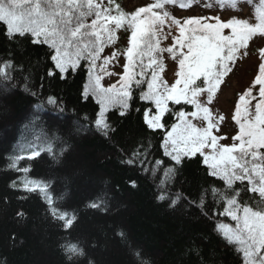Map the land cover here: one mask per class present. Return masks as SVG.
<instances>
[{
	"label": "snow or ice",
	"instance_id": "1",
	"mask_svg": "<svg viewBox=\"0 0 264 264\" xmlns=\"http://www.w3.org/2000/svg\"><path fill=\"white\" fill-rule=\"evenodd\" d=\"M43 2L50 7L53 3L66 4L68 7L45 12L40 6L41 0H0V31L7 43L23 47V41L28 40L33 48L46 50L42 57L37 58L31 71L30 65L25 64L24 53H20L17 59L18 48L6 49L0 55V115L10 118L7 101L19 91L32 98V107L36 110L47 109L53 117L68 112L67 102L62 95L50 91L51 81L65 82L79 74L86 78L81 87L80 103L87 104L91 100L97 107L91 116L86 112L76 113L73 107L72 112L78 115V120L57 139V143L62 145L58 155H55L57 143L32 147L26 155L13 149L3 157L6 169L26 175L45 155L59 164L60 158L72 147L67 136H87L91 130L105 140L109 139L116 128L108 120V113H105L103 129H100L95 119L101 111L102 99L113 106L109 112L115 111V115L123 119L132 110L134 102L145 105L143 111L149 116L155 114L156 104L149 100V94L162 98L165 94L172 97L179 94L183 99H167L160 127L149 128L144 124L150 133L158 135L160 141L159 155L153 154V161L158 164L167 162L173 187L185 162L198 161L212 183L201 185L200 202L194 206L212 223L213 232H221L220 223H230L236 225L238 234L235 240L221 236L227 250L218 252L213 246L207 258L203 246L198 245L193 238L190 247L185 249V255H194L199 264H230L226 257L238 261V264H264V220L261 219L264 215V46L257 45L258 41L264 45V0H258L255 5L254 0H218L215 9L207 0H145L143 4H133L131 7L120 0ZM245 4L254 7V11L227 18L222 15L225 11L242 13ZM201 6L209 14H179ZM74 12L77 13L75 17ZM74 19L77 27L71 28ZM84 28L90 30L84 32ZM101 33L107 36L114 34L115 39L104 44L97 55L90 51L92 41L87 37L96 36L99 45ZM121 34L126 36V40L120 41L126 45L122 52L115 47ZM168 39H171V46H161L162 41ZM73 40H79V43L73 44ZM60 48L66 50L63 54L66 62L63 65L58 63L57 52ZM69 48L78 50L77 58L67 52ZM254 48L258 61L253 76L243 90L236 94L229 112L225 113L219 108L220 97L224 95L222 85L231 82L235 71L239 70L238 62L245 57L250 58ZM83 50H88L87 56ZM165 54L175 62L170 69L173 75L169 80L161 76L164 72L163 61L167 58ZM41 64L46 66V71L39 75L37 83L33 74ZM46 79L49 81L47 87ZM109 90H115L114 94L103 96L102 99L98 96V93ZM119 95L126 97V110H115L114 106L124 104L118 99ZM135 111L139 114L140 107L137 106ZM30 115L39 118L35 112H30ZM228 122H234L237 126L233 132L225 130L229 126ZM169 133H173L176 139L171 147H168ZM150 143L141 140L120 163L139 167V174L147 175L144 165L136 163L135 158L137 152ZM156 148L157 145L152 144L146 155L152 154ZM209 161L234 179L216 174ZM156 174L157 171L153 169L151 175ZM63 179L65 187L59 195L53 191L57 185L55 178L41 180L18 177L10 181L9 188L14 192L26 193L17 196L19 200L26 201L32 195L38 196L52 221H59L64 234L74 230L81 210L100 209L107 213L108 200L111 199L108 192H101L87 200L83 209L54 207V204L69 196L67 185L70 181L67 177ZM109 183L108 180L103 181L104 185ZM127 183L129 187H138L135 180ZM161 187H164V180L155 185L154 190ZM221 188L225 196L219 202L210 201L209 191L218 195V189ZM116 191H119V185H116ZM166 198L165 193L158 192L157 203L165 202ZM180 199L181 194L177 191L169 207L174 208ZM209 202L213 204L211 212L206 211ZM231 204H237L245 212L255 213L254 217H249L252 222L244 224L242 231L237 224V217L232 215L231 207H225ZM17 216L27 219L23 209ZM117 235L122 238L123 231L118 230ZM68 238L70 236H65V241ZM12 239H15L14 234ZM210 239V236L200 234L202 243L206 244ZM95 246L93 242L92 247ZM60 248L68 264L74 256L84 255L79 241H71L67 246L62 242ZM135 254L139 255L138 252ZM0 264H7V257H0Z\"/></svg>",
	"mask_w": 264,
	"mask_h": 264
},
{
	"label": "trees",
	"instance_id": "2",
	"mask_svg": "<svg viewBox=\"0 0 264 264\" xmlns=\"http://www.w3.org/2000/svg\"><path fill=\"white\" fill-rule=\"evenodd\" d=\"M23 43V47L18 44L9 45L0 31V55L6 49L18 48L17 59L20 58V53H24L25 64L30 65L31 71L37 58L42 57L46 50L33 48L28 40ZM44 71L46 66L41 64L33 74L37 83L39 75ZM85 80L79 74L65 82L51 81L50 91L61 94L67 102L69 111L62 115L53 117L47 109H34L32 98L22 91L12 95L7 101L10 118L0 115V257H7V264H68L62 255L60 244L65 242L67 246L71 241H79L84 255L74 256L70 264H199L194 255H185V249L190 247L193 238L198 245L203 246L206 258L213 246L218 252L227 250L220 237L230 238L222 231L219 234L213 232L212 223L194 206L200 202L201 185L212 183L205 170L200 168L198 161L185 162L173 187L172 173L168 171L167 162L158 164L153 161V154L159 155L160 141L158 135L154 136L144 127L147 124L146 113L143 111L145 105H139L138 102L133 103L132 110L123 119L115 115V111L107 112L108 120L116 128L109 139L105 140L91 130L87 136H67L72 147L63 155L59 164L51 163L50 157L45 155L26 175L6 169L3 157L13 149L26 155L27 150L32 147L55 145L56 136L61 137L70 125L77 122L76 113L86 112L90 116L95 114L97 106L91 100L87 104L80 103L81 87ZM48 83L46 79V87ZM137 106L141 109L139 114L135 111ZM73 107L76 113L72 112ZM30 112H35L39 117L35 122L32 121L35 117ZM99 114L95 117L97 123ZM23 119V122L31 124H27L28 128L25 130L20 127L22 132L17 133V127L21 126L23 122L20 121ZM99 127L103 129V126ZM148 127L151 128L149 125ZM141 140L151 141L148 147L137 152L135 158L136 163L144 165L147 175H140L139 167L120 163ZM152 144L157 145V148L152 154L146 155ZM61 147L59 143L55 145V155H58ZM153 169L157 171L155 176L151 175ZM236 171L240 172L239 169ZM18 177L41 180L55 178L57 185L53 191L57 195L63 192V178L67 177L70 181L67 185L69 196L53 205L61 209H83L87 200L101 192H108L111 199L108 200L107 213L100 209L81 210L74 230L64 234L60 230L59 221H52L45 204L41 203L38 196L32 195L26 201L17 199V196L26 195L9 188L10 181ZM105 180L110 183L104 185ZM129 180L137 181L138 187H129ZM161 180H164V187L154 190V186ZM216 183L219 184V181ZM116 185H119V191H116ZM177 191L180 192L181 199L174 208H170L169 203L175 198ZM158 192L167 195L165 202L157 203ZM224 196L222 188L218 189V195L209 191L210 201L219 202ZM232 206L243 209L237 204ZM212 207L213 204L209 202L206 211L211 212ZM20 209L27 214V219L17 216ZM118 230L123 231L122 238L117 235ZM201 233L211 237L208 243H202ZM13 234L15 239H12ZM65 236H70L68 241H65ZM93 242L95 247H92ZM137 252L138 256L135 254ZM226 261L238 264V261L231 260L230 257H226Z\"/></svg>",
	"mask_w": 264,
	"mask_h": 264
},
{
	"label": "rangeland",
	"instance_id": "3",
	"mask_svg": "<svg viewBox=\"0 0 264 264\" xmlns=\"http://www.w3.org/2000/svg\"><path fill=\"white\" fill-rule=\"evenodd\" d=\"M121 3H125L128 4L129 7H131L133 4L135 5H140L145 3V0H131V2H129V0H120ZM196 2H198V0H196ZM207 3L209 5H211L213 7V9L216 8L217 4H218V0H207ZM258 3V0H254V5ZM41 8L45 11V12H55L56 10L60 9V8H67L68 6L66 4H62V5H57L55 3H53L51 5V7L49 6V4L44 3L43 0H41ZM226 7H228L226 5ZM244 11L241 12H232V11H225L222 13V15L224 16V18H227L230 15H246L249 12L254 11V7H249L248 5H243ZM70 10V9H69ZM85 11H87V9H84ZM182 16H197V15H207L209 14L208 12H206L203 7H198L195 8L191 11H186V12H182L179 13ZM77 15V13H73V16L75 17ZM57 19H59V17H57ZM12 27L14 28L15 25H12ZM71 28H76L77 27V22L75 21V19L73 20L72 24L70 25ZM90 29L88 28H84L82 29V31L84 32H88ZM41 39H43L41 37ZM88 40L92 41V44L90 45V51L93 53H96L97 55L99 54V50L101 47H103L104 44H107L110 42V40H114L115 36L114 34L112 36H107L104 35L103 33H101V41L100 44L97 45V37L96 36H89L87 37ZM126 40V36L121 34L118 37V42L116 44V48H119V50L122 52L124 50V48L126 47V45L124 43H121L120 41H124ZM73 44H78L79 40H73L72 41ZM171 46V39H168L166 41H162L161 46ZM258 46H264L262 45L259 41L257 42ZM115 50V49H113ZM65 48H60L59 51L57 52V57H58V63H60L61 65H63L66 61L64 59V53H65ZM129 51H131V49H129ZM67 52L72 53L73 58H77V52L78 50L75 48H69L67 49ZM83 54L85 56L88 55V50H83ZM165 56L167 57L166 59H164L163 64H164V72L161 73V76L165 79V80H169L171 78V76L173 75V73L170 71V69L175 65V62L171 61V57L168 56L167 54H165ZM257 61H258V55L256 52V49L254 48L252 50V54L251 57H245L244 60L239 61L237 64L238 67V71H235V75L232 77V80L230 83L226 84V85H222V88L224 89V95H222L220 97V105L219 108L221 111L228 113L229 109L231 107V105L233 104V98L236 96V94L240 91L243 90V87H245L247 85V82L249 81V79L253 76V71L254 68L257 65ZM163 64H161V68H163ZM145 90H146V85L144 86ZM115 90H109L107 92L104 93H98V96L102 97L103 96H111L114 94ZM149 100L153 101L156 104V108H157V112L151 116H149L146 113V122L147 124L151 127V128H157L160 127V118L161 116H163L166 107H167V99H173V100H180L183 99V97L179 94H177V96L172 97V96H168L167 94H165V96L162 97H155L152 96V94H149ZM118 99L123 101L124 104L122 105H116L114 106L115 108L120 109L121 111L126 110V104H127V100L126 97L123 95H119ZM113 107L110 106L109 104L103 102L102 99V103H101V111L99 114V125L103 126L106 120L105 117V113H107L109 111V108ZM35 119H32L33 122H35ZM24 121V119L22 121H20V123H22ZM26 123V124H23ZM21 124V126L17 127V133H21V128L22 130H25L26 128H28V125H30L31 123H27V122H23ZM28 124V125H27ZM229 126L225 129L227 132H233L237 126L234 124V122H228ZM59 137L56 136V139H58ZM169 141L170 143L168 144V147H171L173 143L176 142V139L174 137L173 133H169ZM179 150V149H178ZM63 158V156L60 158V160ZM51 163L56 164L55 160L51 159ZM209 163L211 164L213 170L215 171L216 174L218 175H222V176H227L228 178H234L231 177L229 175V173L223 172L221 169L217 168L215 164H213L211 161H209ZM232 215L237 217V224L240 225L241 231L243 229V225L249 222H252L249 220V217H254L255 213L254 212H245L244 210H239L237 208H233L232 209ZM261 219L264 220V215L261 216ZM220 229L221 231L230 239H238V234H237V227L236 225H230V224H220Z\"/></svg>",
	"mask_w": 264,
	"mask_h": 264
}]
</instances>
